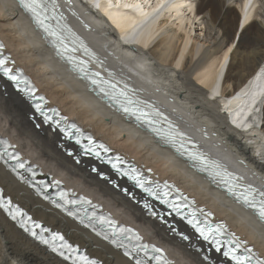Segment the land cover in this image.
I'll list each match as a JSON object with an SVG mask.
<instances>
[{"label":"bare ground","instance_id":"obj_1","mask_svg":"<svg viewBox=\"0 0 264 264\" xmlns=\"http://www.w3.org/2000/svg\"><path fill=\"white\" fill-rule=\"evenodd\" d=\"M242 1L70 0L73 15L69 19L100 55L101 63L107 62L131 80L140 94L156 99L181 127L232 167L243 173L251 169L260 177L252 181L264 185V0H244L243 9ZM0 40L51 107L59 108L116 153L154 171L159 180L177 184L218 220L226 221L264 258V225L254 214L228 200L213 188V181H205L195 167L185 164L162 141L122 116L75 77L15 0H0ZM3 87L0 132L27 159L75 192L102 204L122 224L139 229L148 242L164 247L177 263L205 264L194 252V243H179L170 236L171 230L148 219L87 167L77 166L55 146L64 143L59 134L41 124L37 130L30 120L34 115L31 107L8 85ZM232 112L235 115L229 119L226 113ZM206 131L209 139L204 137ZM0 187L5 197L27 210L34 220L63 233L92 258L104 264H132L39 200L1 165ZM0 264L66 263L27 238L0 212Z\"/></svg>","mask_w":264,"mask_h":264},{"label":"snow or ice","instance_id":"obj_2","mask_svg":"<svg viewBox=\"0 0 264 264\" xmlns=\"http://www.w3.org/2000/svg\"><path fill=\"white\" fill-rule=\"evenodd\" d=\"M19 7L23 9V11L31 16V19L35 23V25L41 29L47 36H51L55 38L54 47L56 50L57 55L61 56L65 59L69 65L71 66L70 70L79 74L81 79L87 80L91 85H94L99 92L102 93V98H106L111 100L113 103L119 105L120 109L130 117H134L137 122L143 123L150 131L155 133L158 137H160L165 144L170 145L171 147L175 148L177 152H179L182 156H187L188 159L192 160L193 162H198L201 167L200 171H206L208 175L213 179L216 180L219 178V183H221L225 191L234 199L243 205V207L251 210L261 222H264V191H258L257 189L253 188L251 185L248 186H241L237 183V177H231V174L223 172L220 170L219 165H215L214 167H209L207 162L203 159L202 155L198 152L189 151L188 147L185 145V137L182 133L175 130L171 124L168 125L169 131L167 133L162 132L159 128H157L156 122L154 119L150 117H162V114L158 111H153L151 113L144 111L143 108L140 107L139 101H133L129 99L126 95L125 91H117L115 84H108L107 81H102L99 79V73H90L87 67L84 65V61H76L71 56L66 55L69 51H75L76 49H69L68 45L65 43V37L59 35L57 31H54L50 25L46 22L49 20V16L47 15L48 6L47 0H18ZM53 8L56 7L55 0H52ZM52 19H56L55 16L51 17ZM70 35V30L64 29ZM75 42V41H74ZM80 47L83 49L85 53H88V49L80 44ZM4 45L0 44V75L6 77L9 81H11L14 85L17 86L18 91H24L25 89L20 87L21 84L27 86L28 88V95H33L34 90L31 88L29 82L25 79H22L19 73L13 74L14 69L8 67L9 58L2 55ZM101 84L107 85V87H102ZM123 98V99H120ZM40 100H43V97H39ZM146 107H150L146 105ZM37 111L41 112L43 115L45 122H49L51 117L41 111V106L36 105ZM59 116V113H56ZM163 120H166V117H162ZM57 124L60 123L59 120L56 121ZM61 131L64 132L66 137L72 138L73 134H75V141L77 144H80L81 139H86L88 141L87 147H85V153H91L96 156H100V153L96 151V148H103V145L95 144L90 136H84L83 133L80 132L75 125L69 124L65 128H61ZM83 147V146H82ZM193 147H195L193 145ZM107 152V149H104ZM15 159H19V157H15ZM119 160V157L116 158ZM107 162V161H106ZM17 167L23 168V164H18ZM112 167L121 175L127 176L130 180L134 181L137 187L141 190L146 192L149 196L153 199H159L162 204H166L172 211L176 212L177 214L181 213V209L187 207L188 204L192 203L191 201L187 200V197H182L185 203L181 204L179 201H169L168 197L171 195V192L168 191L172 189L173 186L165 183L162 186L156 185L155 187L148 186L150 185V181L146 180L135 168H126L121 169L117 163H112ZM242 190H239L241 189ZM60 197L63 198L64 194L60 193ZM67 203V202H66ZM70 203L75 204L76 201H71ZM0 206H3V203L0 202ZM145 207H149L145 205ZM200 213L205 217L204 220H200L196 217V214L189 213L191 218L187 219V223L191 225L193 229L199 234V236L215 250L217 253H222V255L231 262V264H264V260L253 259L252 249L248 247H244V243L233 233H230L224 224H217L215 226L208 223L207 217L211 215V213L204 212L203 209L199 210ZM12 218L16 219L17 216H22L18 209L12 210ZM155 214V213H153ZM95 213H93V217ZM30 218L25 219L21 223V227H25L28 224ZM181 219H184L181 216ZM99 222L101 224L107 222L110 226L112 222L105 221L104 218H99ZM35 227H39V225H35ZM27 231L28 229L25 228ZM47 231V229H44ZM32 235L35 236V231L32 232ZM112 235L114 237L112 243L119 246H125L123 244V240L127 239L129 241L135 239L137 243L133 246V251L137 249H144L148 248V245L139 244V237L132 233L131 229H115L113 228ZM227 237V239H225ZM107 239V237H105ZM123 238V239H122ZM42 239V237H41ZM53 240H63L62 237L58 235H53ZM43 243L47 244V240H42ZM62 248L69 252L75 251L72 249L68 244H62ZM126 247V246H125ZM52 250L56 251V247L52 246ZM246 253V255H238L240 251ZM153 252H160V249L152 248ZM61 256L64 255L63 252L59 253ZM124 255L127 256L129 259H133L131 254L126 250ZM65 259H69L70 257L65 256ZM83 264H95L94 261H89L86 257L79 258ZM160 262V257H155ZM207 259V257H205ZM75 264V261H74ZM135 264H142V261L139 259L135 260ZM163 264H168L167 261H164Z\"/></svg>","mask_w":264,"mask_h":264},{"label":"rangeland","instance_id":"obj_3","mask_svg":"<svg viewBox=\"0 0 264 264\" xmlns=\"http://www.w3.org/2000/svg\"><path fill=\"white\" fill-rule=\"evenodd\" d=\"M134 73V72H133ZM134 74H136V73H134ZM137 75V74H136ZM138 76V75H137ZM150 86H152V83L150 82V83H148ZM152 87H154V88H158L156 85L155 86H152ZM173 100V99H172ZM174 101V100H173ZM174 103H177L176 101H174ZM19 110V109H18ZM23 110V109H22ZM19 111H21V110H19ZM23 114V113H22ZM206 133H208V131H206ZM209 134V133H208ZM255 137H256V135H254V139H255ZM212 142V141H211ZM249 143H250V141H249ZM61 144V143H60ZM60 144H58V145H55V146H57L58 148H59V146H60Z\"/></svg>","mask_w":264,"mask_h":264}]
</instances>
